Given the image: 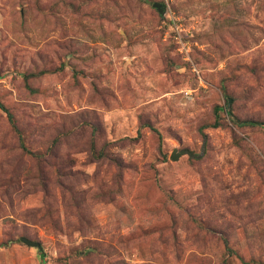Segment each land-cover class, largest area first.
Listing matches in <instances>:
<instances>
[{
	"label": "rangeland",
	"instance_id": "1",
	"mask_svg": "<svg viewBox=\"0 0 264 264\" xmlns=\"http://www.w3.org/2000/svg\"><path fill=\"white\" fill-rule=\"evenodd\" d=\"M245 120L264 0H0V264H264Z\"/></svg>",
	"mask_w": 264,
	"mask_h": 264
},
{
	"label": "trees",
	"instance_id": "2",
	"mask_svg": "<svg viewBox=\"0 0 264 264\" xmlns=\"http://www.w3.org/2000/svg\"><path fill=\"white\" fill-rule=\"evenodd\" d=\"M5 111H7L6 109H4ZM220 109L219 108H215V118H214V122H213V124L211 125V127L212 128H217L218 127V118H219V116H218V111H219ZM227 115H230V112L229 111H227ZM7 120H8V122H9V124H10V126L13 128V129H16V126H15V123H14V121L12 120V114L11 113H8V111H7ZM239 124H241V125H243V124H247V125H250V126H255V125H264V123L262 124V123H259V122H255V121H252V120H245V121H240L239 122ZM203 130L204 129H200V133L203 135V137H205V135L203 134ZM22 145V147H24L23 146V144H21ZM24 150L28 153V154H32L31 152H28L27 150H26V148L24 147ZM32 156H34L35 157V159H37V160H40V159H42V155L41 154H39V153H35V154H32ZM48 161V158H46V157H44V159H43V162H47Z\"/></svg>",
	"mask_w": 264,
	"mask_h": 264
},
{
	"label": "water",
	"instance_id": "3",
	"mask_svg": "<svg viewBox=\"0 0 264 264\" xmlns=\"http://www.w3.org/2000/svg\"><path fill=\"white\" fill-rule=\"evenodd\" d=\"M154 7L159 11V12H162V5L161 4H154ZM181 155H187L188 157H191V158H196L198 157L196 154H194L192 151H189V150H181L179 152H177L176 150H174L170 156V159L171 160H177ZM21 241L23 243H25L26 245L28 246H31V247H35L37 248L39 251H42V247L40 244L36 243V242H32L28 239H25V238H21Z\"/></svg>",
	"mask_w": 264,
	"mask_h": 264
}]
</instances>
